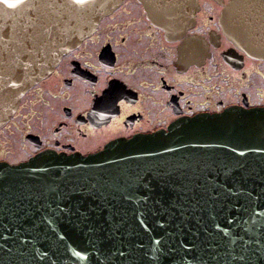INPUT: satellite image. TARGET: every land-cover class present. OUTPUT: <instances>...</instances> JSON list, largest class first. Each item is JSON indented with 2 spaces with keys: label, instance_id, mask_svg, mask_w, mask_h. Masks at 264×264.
Returning a JSON list of instances; mask_svg holds the SVG:
<instances>
[{
  "label": "water",
  "instance_id": "95a60500",
  "mask_svg": "<svg viewBox=\"0 0 264 264\" xmlns=\"http://www.w3.org/2000/svg\"><path fill=\"white\" fill-rule=\"evenodd\" d=\"M122 2L0 0V130ZM139 2L169 41L199 8ZM220 23L264 61V0H231ZM0 264H264V107L198 114L87 156L0 161Z\"/></svg>",
  "mask_w": 264,
  "mask_h": 264
},
{
  "label": "flooded vegetation",
  "instance_id": "af4514ba",
  "mask_svg": "<svg viewBox=\"0 0 264 264\" xmlns=\"http://www.w3.org/2000/svg\"><path fill=\"white\" fill-rule=\"evenodd\" d=\"M230 1L198 0L194 24L183 38L169 41L139 0H123L93 35L63 55L52 74L60 81L50 89L55 102L39 96L44 81L23 96L0 133L15 120L26 131L23 149L30 151L18 162L0 161L18 164L46 151L88 155L110 141L159 132L198 114L264 107V61L234 45L220 23ZM118 12L133 15L132 21L118 20L122 51L109 40L114 27H103ZM134 25L143 32L142 41L127 48L126 36ZM194 35L202 40L192 41ZM256 78L263 80L257 88Z\"/></svg>",
  "mask_w": 264,
  "mask_h": 264
},
{
  "label": "rangeland",
  "instance_id": "374dc122",
  "mask_svg": "<svg viewBox=\"0 0 264 264\" xmlns=\"http://www.w3.org/2000/svg\"><path fill=\"white\" fill-rule=\"evenodd\" d=\"M109 16H110V14L104 18H107ZM132 18H133V15L130 12L128 14L126 12H120V13L118 12L114 16V18L107 19L105 21V23L103 24V27L106 28V31L110 30L112 28L111 26L114 27L113 29L115 32L111 36L109 34V36L111 37V38H109V40L114 41V43L117 44L116 48L120 51H122L124 48L121 47V45L118 42V40L121 38L119 36L122 34L118 31V29H119L118 20L120 19L119 21H121V20L132 21ZM113 19L116 20L117 23L112 24L111 20H113ZM103 32H104V30H103ZM142 33L143 32L141 30H138L136 28V26L134 25L133 30L130 29L129 32L127 33V36H126L127 40L125 39L127 43L124 46H126L127 48L134 47L135 41H142V38H141L142 36H140ZM123 35H125V34H123ZM101 38H102V36L99 37L98 41H101ZM122 40H124V38H122ZM104 41H108V36L105 37ZM248 73H249V71H248ZM52 74H53V72H52ZM52 74H50V76H48L47 78L40 81V83L43 81H44V83L39 87L40 88L39 89V91H40L39 96H41L42 99H50L53 102H55L54 98H53V94L50 92V89H53V86L56 87L57 85H59L60 81H59V79H57L58 77H54V76H52ZM255 81H256V86H255L256 88L261 86V84L263 82V80L260 78L259 79L256 78ZM252 99L253 100L255 99L253 94H252ZM82 107H83V105H82ZM38 109H39V107H38ZM149 117H150L149 119H154V116H152V115H150ZM35 118H32V119L30 118L29 120L32 121L34 119L32 121V122H34ZM15 125H17V124L14 120L9 125V127H7L2 133H0V158L5 157L8 161H10V163L18 162L19 159H23V158L27 157L26 156L27 152H28V150L30 151L29 147H27L28 148L27 151H26V149H23L25 147L23 146V142H21L22 136L26 132V131H24L25 130L24 127L20 128L19 126H15ZM118 127H120V126H118ZM117 128H115L113 130H116ZM107 138H111V136H108ZM121 139H123V138H121Z\"/></svg>",
  "mask_w": 264,
  "mask_h": 264
}]
</instances>
